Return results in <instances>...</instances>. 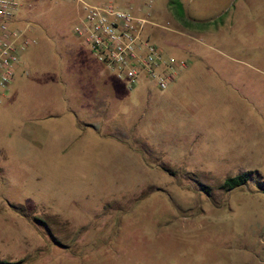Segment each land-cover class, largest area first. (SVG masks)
<instances>
[{
    "label": "rangeland",
    "instance_id": "obj_1",
    "mask_svg": "<svg viewBox=\"0 0 264 264\" xmlns=\"http://www.w3.org/2000/svg\"><path fill=\"white\" fill-rule=\"evenodd\" d=\"M89 1L150 11L152 41L188 67L129 90L75 33L78 3L22 0L33 43L0 90V261L264 264V0ZM102 68L110 95L80 97Z\"/></svg>",
    "mask_w": 264,
    "mask_h": 264
},
{
    "label": "built area",
    "instance_id": "obj_2",
    "mask_svg": "<svg viewBox=\"0 0 264 264\" xmlns=\"http://www.w3.org/2000/svg\"><path fill=\"white\" fill-rule=\"evenodd\" d=\"M70 1L83 11L75 33L101 64L126 81L129 90L143 78L152 80L158 90H167L187 69V60L165 53L152 41L150 11L138 15L114 1ZM21 7L22 0H0V90L14 82L23 54L33 43L32 23L17 16Z\"/></svg>",
    "mask_w": 264,
    "mask_h": 264
},
{
    "label": "crops",
    "instance_id": "obj_3",
    "mask_svg": "<svg viewBox=\"0 0 264 264\" xmlns=\"http://www.w3.org/2000/svg\"><path fill=\"white\" fill-rule=\"evenodd\" d=\"M104 68L108 69L106 66H104ZM92 77H93V79L90 81H89L90 77L88 74H87L88 79H86V80L84 79V78H86V76L82 77L81 84H79L80 97L83 98L84 94H86L87 92H90V91H91V94L93 96L101 97L103 99V96H102V94H103V95H106L108 97L110 95V90H112L113 86L111 85V83L108 79L107 71L102 68L100 73H99V71H96V73H94ZM89 89H91V90L88 91ZM107 109H108V107H107Z\"/></svg>",
    "mask_w": 264,
    "mask_h": 264
},
{
    "label": "trees",
    "instance_id": "obj_4",
    "mask_svg": "<svg viewBox=\"0 0 264 264\" xmlns=\"http://www.w3.org/2000/svg\"><path fill=\"white\" fill-rule=\"evenodd\" d=\"M171 3L174 6V9H175V11L177 13L178 18L181 19V20L186 19L184 5H182V3H177L176 1H172ZM207 24L208 23H205V22L201 23L202 26H205ZM253 173H254V171L248 170V171L242 172V173H240L238 175L228 177V178H226L224 180V182L222 183L221 187L223 189L229 191V190L235 189L237 187L243 186L249 181V179H250V177H251V175ZM200 186L207 193L211 192V187H209V186H207L205 184H202V183H200ZM0 264H17V263L1 260Z\"/></svg>",
    "mask_w": 264,
    "mask_h": 264
}]
</instances>
